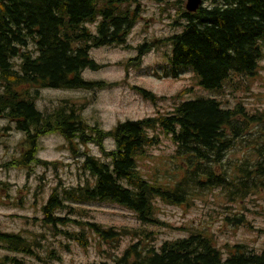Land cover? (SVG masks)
Returning <instances> with one entry per match:
<instances>
[{"label":"trees","instance_id":"16d2710c","mask_svg":"<svg viewBox=\"0 0 264 264\" xmlns=\"http://www.w3.org/2000/svg\"><path fill=\"white\" fill-rule=\"evenodd\" d=\"M205 1L207 5L197 13L184 9L180 14L182 32L165 40L172 55H167L169 63L163 75L177 79L193 73L200 87L220 95L226 84L234 81L233 76L249 78L260 67L264 0ZM140 11L139 0H0V119L13 123L25 135V150L9 165L27 170L39 164L55 167L56 163L38 157L41 138L50 134L64 137L72 149L75 144L100 148L99 157L89 153L77 156L83 160L80 169L90 178L77 186H64L60 181L42 206L40 223L63 237L67 243L62 248L68 251L71 243L88 247V234L93 233L111 246L123 237L133 240L114 264H264V250L257 253L247 244H226L225 252L201 231L156 247L153 231L93 222L84 207L117 205L132 212L144 226L174 229L158 219L157 199L169 205L184 204L197 187L220 189L235 202L264 189V111L249 113L241 103L228 108L217 98L197 96L180 101L170 113L127 120L104 131L87 124L80 108L68 100L52 111L37 108L44 89L88 90L105 85L83 78L87 69L99 68L91 51L125 46ZM89 25H95L96 30ZM159 43L139 45L138 56L129 60L128 68H139L143 55ZM136 89L150 101L159 100L149 90ZM160 135L169 137L179 156L188 162L185 178L173 187L147 180L139 169L148 149L160 145ZM107 138L114 140L111 150L104 148ZM248 139L256 145L255 159L239 161L234 175L224 169L215 171L239 140ZM0 185L3 190L10 186ZM225 220L233 226L249 224L243 214ZM0 248L38 261L49 259L50 264L62 259L58 250L43 246L40 248L48 257L41 258L34 249L39 245L21 233L0 232ZM0 264L27 263L17 256H5Z\"/></svg>","mask_w":264,"mask_h":264},{"label":"rangeland","instance_id":"374dc122","mask_svg":"<svg viewBox=\"0 0 264 264\" xmlns=\"http://www.w3.org/2000/svg\"><path fill=\"white\" fill-rule=\"evenodd\" d=\"M140 14L132 28L127 44L123 47L106 46L92 49L91 57L99 65L97 70L87 69L83 78L88 82H102L92 89L52 90L44 89L37 101L41 111H52L68 100L80 108L83 120L91 126H99L104 131L114 129L119 122L141 120L173 111L178 102L190 101L197 96L217 98L228 108L243 104L249 113L264 111V57L260 61L257 73L249 78L235 79L227 83L222 94H213L200 87L193 73H187L177 79L163 78V69L168 65L167 55H172V47L165 41L182 32L184 23L180 14L186 7V0H139ZM207 3L204 1V6ZM93 31L95 25H89ZM145 42H160L155 49L143 55L139 68H128L129 60L138 56L137 47ZM128 69V70H127ZM233 83V85H231ZM143 87L156 95L159 100L150 101L136 89ZM187 89L191 91L187 92ZM186 90V91H185ZM182 98L178 94L183 92ZM24 133L16 130L13 123L0 119V182L10 186L3 190L0 185V232L21 233L30 242L35 241L43 258L48 254L40 248L56 249L61 261L54 264H114L124 249L133 242L123 237L116 246H111L89 233V246L81 247L71 243V251L62 248L67 241L55 235L40 223L42 206L47 202L53 188L61 181L64 186H77L90 178L81 169L79 153L101 156L98 146H74L59 134H50L41 138L38 157L42 161L57 165L33 166L22 169L9 165L21 156L24 148ZM161 143L148 149L147 155L139 161L142 175L149 181L173 187L186 176L188 162L177 153V148L169 137L160 135ZM106 150L115 147L114 140L107 138L103 142ZM254 141H240L227 153L222 167L215 171L227 170L236 174L239 161L245 157L255 159ZM157 217L171 224L174 229L165 226H147L138 221L129 210L107 203H93L84 206L89 210L91 221L105 226L124 228H147L153 231L159 247L165 241L184 238L191 231H201L214 239L215 244L225 251L226 244H247L257 253L264 250V189L247 197L230 202L220 189H201L195 187L188 196V202L169 205L156 200ZM248 221L247 227L230 225L225 217L241 215ZM75 229V228H73ZM43 236V237H41ZM40 243V244H39ZM226 252V251H225ZM5 256H17L27 264H50L38 261L22 254H14L0 248V262Z\"/></svg>","mask_w":264,"mask_h":264},{"label":"water","instance_id":"95a60500","mask_svg":"<svg viewBox=\"0 0 264 264\" xmlns=\"http://www.w3.org/2000/svg\"><path fill=\"white\" fill-rule=\"evenodd\" d=\"M203 4V0H187L186 10L188 13L197 12Z\"/></svg>","mask_w":264,"mask_h":264}]
</instances>
